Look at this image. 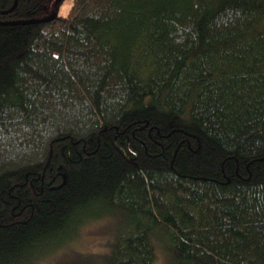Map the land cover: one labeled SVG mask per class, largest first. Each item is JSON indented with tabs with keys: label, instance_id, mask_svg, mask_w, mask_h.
<instances>
[{
	"label": "trees",
	"instance_id": "trees-1",
	"mask_svg": "<svg viewBox=\"0 0 264 264\" xmlns=\"http://www.w3.org/2000/svg\"><path fill=\"white\" fill-rule=\"evenodd\" d=\"M55 2L0 0V264H264V0Z\"/></svg>",
	"mask_w": 264,
	"mask_h": 264
},
{
	"label": "rangeland",
	"instance_id": "rangeland-1",
	"mask_svg": "<svg viewBox=\"0 0 264 264\" xmlns=\"http://www.w3.org/2000/svg\"><path fill=\"white\" fill-rule=\"evenodd\" d=\"M71 5V0H61L57 15L60 17H66ZM54 8V6H53ZM52 8V9H53ZM106 217L97 221L87 223L79 232L77 238L74 240L73 245H69L64 251H60L59 255H56L47 260H56V258L64 255L71 256L76 251L78 252H94V253H107L110 249L109 244L113 241L112 235L115 236L119 231L123 229L124 217L117 216ZM155 256L152 264H168L171 260L172 253L166 244L162 240L154 241ZM88 254V253H83ZM79 259V258H78Z\"/></svg>",
	"mask_w": 264,
	"mask_h": 264
},
{
	"label": "water",
	"instance_id": "water-1",
	"mask_svg": "<svg viewBox=\"0 0 264 264\" xmlns=\"http://www.w3.org/2000/svg\"><path fill=\"white\" fill-rule=\"evenodd\" d=\"M60 2H61V0H57L56 1L52 15L50 17L46 18V20H51V19H53L57 15V10H58V6H59V3ZM14 5H13V7H14ZM41 21H44V20H41Z\"/></svg>",
	"mask_w": 264,
	"mask_h": 264
}]
</instances>
